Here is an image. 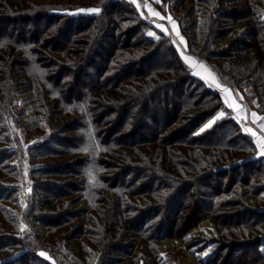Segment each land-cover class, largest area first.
<instances>
[{"label":"trees","instance_id":"obj_1","mask_svg":"<svg viewBox=\"0 0 264 264\" xmlns=\"http://www.w3.org/2000/svg\"><path fill=\"white\" fill-rule=\"evenodd\" d=\"M150 1L264 116V0ZM27 86L42 113L33 139L18 131ZM256 153L223 95L131 0H0V264H159L167 239L195 258L208 240L200 264H264ZM203 222L216 235L192 232Z\"/></svg>","mask_w":264,"mask_h":264},{"label":"rangeland","instance_id":"obj_2","mask_svg":"<svg viewBox=\"0 0 264 264\" xmlns=\"http://www.w3.org/2000/svg\"><path fill=\"white\" fill-rule=\"evenodd\" d=\"M144 3L147 4V2H145V1H144ZM149 3H152L154 5L153 2H149ZM145 4H141L140 5L143 10H144ZM147 5L148 6H151L150 4H147ZM158 10L161 11L160 9H158ZM169 17H171V20L175 21L176 28L179 31V36H177L176 35V32L173 30V25L170 22ZM155 22H156L155 24L159 23V25H162V26L164 25L163 21L162 22L155 21ZM166 23H167V25L170 28V32H171L172 39L175 42V45H176L179 53L182 51L183 53L186 54L185 38L183 37V35L181 34V32L179 30V26L177 24V21H176L174 15L172 13H170V12H167V14H166ZM180 37H183L184 38V43H181L180 42ZM195 59H196V57H195ZM197 62H201V61L199 59H197ZM201 63H203V62H201ZM217 63L219 65H221L220 62L217 61ZM203 64L206 65L207 67H209L206 63H203ZM195 70H198V69H195ZM34 92H35V89H32L30 86H27V88L25 87L23 90L22 89H18L17 90V93H16V96L19 97L18 102H17V104L19 105L18 109L19 110H22V112H21L22 115L19 118V122H20L19 126L20 127L18 128L19 129L18 131L21 133L22 136H25L26 135L29 139H33L34 137H36L37 135H39L40 133L43 132V130H42L43 127L42 128L37 127L36 122H35V121H37V118H38L37 116L38 115L40 117H42V113L40 111L37 112L35 110L36 109L35 108V105H34L35 102H34V99H33V93ZM248 107H250V106H248ZM220 112H222V111H219L214 117H216ZM57 117L59 118V116H57ZM242 120H245V117H244V119L242 118ZM208 122H207V124H208ZM51 123H52L53 126H55V124H54L55 122H51ZM193 154H195V153L193 152ZM223 154L226 155L225 152H223ZM67 157L68 156L57 157V160H59V161L60 160H66ZM52 159L56 160V158H52ZM192 159H194V161L197 162V163H199L200 165L202 164L200 162V157H197V155H195ZM227 160H229V159H227ZM261 172L264 173V167L261 169ZM237 187L238 188H241V185H238L237 184L236 185V188ZM242 198H244V194L242 195ZM246 198H247V200L248 199H251L252 203H255V201L258 200V199L256 200V198H253L251 196H247ZM208 224H210V223L203 222L199 226L198 229H195L192 232L195 233V232L199 231L200 228H203L204 230H206V231L203 232V235L210 236V235L215 234L216 233L215 230L211 226H208ZM7 227H8V224H6L3 221L0 222V230L7 229ZM48 232L49 231L46 228L45 229L43 228L42 230L39 231L38 236L41 239H43V240H41L42 242L48 243L50 237L51 236L54 237L53 234H51V233L49 234L50 237H47L46 234ZM51 242H54V243H51V246H54V250L53 251H55V253L59 254L60 256L65 257L66 256L65 253L62 252V251L60 252V250H58L57 247L55 246V244L57 243V241H51ZM209 244H210V242H208V240H207V241L203 242V244H200V247H195L194 248V251H195L194 252V255L196 256V258H195V257L191 256V254L190 255H187V253H185V250L183 249L182 245L179 244V240H176V239L175 240L174 239L173 240H168L167 239V240L164 241V243L162 245V248H160V250L158 252L159 264H200L199 263V259H200L201 255L199 254V256H197V253H198L197 250L200 252L202 249L205 248V251L203 252V254L205 255V253H207V251L209 249ZM190 251H192V250H190ZM74 257L77 258V259L74 258V259H76L75 261H79V257L80 258L82 257L83 259H85L83 257V255L82 254H78V252L75 253Z\"/></svg>","mask_w":264,"mask_h":264},{"label":"crops","instance_id":"obj_3","mask_svg":"<svg viewBox=\"0 0 264 264\" xmlns=\"http://www.w3.org/2000/svg\"><path fill=\"white\" fill-rule=\"evenodd\" d=\"M139 3H138V2ZM136 1V3L137 4H139V5H141V4H145L144 3V1L145 2H147V4H150L151 6H150V8L152 9V10H154L155 12H158L159 13V16H154V15H152L151 14V12L149 11V7H144V10L141 8V6H140V8L138 9V10H140V13L144 16V17H146L151 23H152V25L155 27V28H157L158 30H160V31H162L161 30V28H158L157 27V24H159V23H157V24H155L156 22L155 21H159V22H162L163 21V23H164V25H163V27L165 28V29H167V33L168 34H171V32H170V28H169V26L167 25V23H166V14H164L163 12H161V11H159L156 7H155V5H153L152 3H149V2H152V1H149V0H137ZM141 1V2H140ZM141 3V4H140ZM135 6H136V4H135ZM153 33H154V31H152ZM162 32H164V31H162ZM165 33V32H164ZM184 55H186V56H189V57H192L195 61H197V58L195 59V57L194 56H192L191 54H189L187 51H186V54L184 53ZM201 61V60H200ZM201 62H203V61H201ZM204 63V62H203ZM209 70H210V72H211V75L212 76H214L215 78H216V81L221 85V87L222 88H227L228 90H229V93H224L223 91H221V90H218L215 86H211V87H213V88H215V89H217L222 95H223V97H224V99H228V103H235L236 104V109L234 110L232 107H229L230 109H231V112H232V114L241 122V124H242V127H243V129L245 130V129H248V128H250L252 131H254L255 133H256V137H254V136H252L249 132H247L248 134H250V136L252 137V139H253V141H254V143L256 144V146H257V143H256V140H257V138L258 137H264V130H262L261 128H260V125L261 124H264V120H258L256 123H253L252 122V113L253 112H255L258 116H260V117H264L261 113H259V112H257L256 110H255V108L254 107H248V105H246L245 103H243V101H242V99H241V94H239V93H236L235 91H233L230 87H228V86H225V85H223V84H221V82L217 79V77H216V75L214 74V72L209 68V67H207ZM199 70V69H198ZM193 71V70H192ZM201 76H203V77H206L207 78V84L208 85H210L211 83H212V81H211V78L209 77V74L208 73H206V72H203V71H201ZM201 76H199V77H201ZM205 82H206V80L205 79H203ZM228 105V104H227ZM244 117H245V120H242V118L244 119ZM255 156H261L260 155V149L258 148V146H257V153H256V155ZM264 157V156H263Z\"/></svg>","mask_w":264,"mask_h":264},{"label":"snow or ice","instance_id":"obj_4","mask_svg":"<svg viewBox=\"0 0 264 264\" xmlns=\"http://www.w3.org/2000/svg\"><path fill=\"white\" fill-rule=\"evenodd\" d=\"M132 3L136 4V7L139 9L140 5L136 3V0H131ZM155 2L159 3L160 0H155ZM145 7H149V11L151 12L152 15L154 16H159L158 12H155L154 10H152L150 8V6H148L147 4H145ZM80 11H88V12H92V13H99L100 9H88V10H80ZM170 22L173 25V30L176 32V35L179 36V31L176 28V23L175 21L171 20V17H169ZM158 28H161L162 31L165 32V34L167 35V29H165L162 25H157ZM148 36L150 37H154L156 40H159L160 37L156 36L155 33L149 31L147 33ZM180 42L184 43V38L180 37ZM175 43V42H174ZM181 57L183 58V60L185 61V63L189 66L190 70L192 71L193 75L196 76H201V71L206 72L209 74V77L211 78L212 83L209 86H215L218 90L223 91L224 93H229V90L227 88H222L221 85L216 81V78L214 76L211 75L210 70L207 68L206 65H204L201 62H197L195 61L192 57L186 56L184 55V53L181 51L180 52ZM195 69H199V70H195ZM202 79L206 80L207 83V78L201 76ZM242 99V97H241ZM225 103L228 104L229 107H232L234 110L236 109V104L235 103H228V99H225ZM225 115L224 112H220L216 117H214L212 120H210L208 122V124L205 125V128H202L201 131H204L206 128H210L212 127V125L219 119L223 118V116ZM252 122L256 123L258 120H264V117H260L258 116L255 112H253L252 114ZM260 128L262 130H264V124L260 125ZM245 131L249 132L252 136L256 137V133L254 131H252L250 128L245 129ZM35 143V142H34ZM257 146L260 149V155L264 156V137H258L256 140ZM83 150H87V149H83ZM31 191V188L29 187V192ZM25 208H27V205H24ZM22 232L26 230V227L24 225H21V229ZM41 256H46V254L44 252L40 253ZM205 255H207V253H205Z\"/></svg>","mask_w":264,"mask_h":264}]
</instances>
